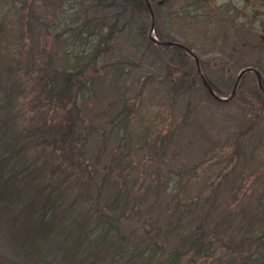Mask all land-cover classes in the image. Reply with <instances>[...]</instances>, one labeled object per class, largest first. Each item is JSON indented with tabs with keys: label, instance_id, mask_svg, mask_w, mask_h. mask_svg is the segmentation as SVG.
I'll list each match as a JSON object with an SVG mask.
<instances>
[{
	"label": "rangeland",
	"instance_id": "obj_1",
	"mask_svg": "<svg viewBox=\"0 0 264 264\" xmlns=\"http://www.w3.org/2000/svg\"><path fill=\"white\" fill-rule=\"evenodd\" d=\"M80 1L0 0V132L4 133V138L9 143L0 151L8 153L9 149L11 151L15 148V142L21 143L22 130L33 129L38 135L41 134L42 128L34 127L36 124L51 118L66 119L67 107L73 108L74 114L78 112L74 101L75 93L82 84V74L68 75L66 79L67 72H64V79L57 82L61 97L52 100L51 103L50 97L53 93L46 81L57 79L60 73L58 71L54 77H50V69L60 70L67 65L66 59L59 56L60 52L69 50L68 53L77 58V52L72 48L74 44L69 43L72 39L66 43L62 41L65 39L64 33L56 35V32L65 28L67 24H73L82 15L84 18L94 15L98 22L102 21L104 30L108 29L105 42L110 43L114 40L112 54L118 59L127 58L132 60L133 64H139L137 70L129 71L125 76L127 81H124L122 75L119 83L114 85V91L119 90L121 86L124 91L128 82L133 83V88L129 89L128 93L132 95H129L131 103L136 107L135 116L131 117L126 130L121 131L123 136L118 145L116 142L119 132L116 127L111 126L117 110H110L103 117L98 114L105 106L104 95L114 99L120 96L119 94L102 91L104 86L100 82L96 85L100 93L91 100L92 110L86 106V110L79 113L84 120L83 127L79 125V131L82 130L83 134L87 135L83 139L86 144L84 149L87 150L88 158L93 156L96 174L100 175L101 172L98 171L107 160V149L112 150L114 147L119 151L116 153L121 155L119 168L128 172L127 184L131 183L133 190L131 198L140 193L142 206L147 208V204L154 200L153 194H146L147 182H157L161 176L162 189H170L173 184L166 173L170 172L169 167H172V171L177 167L181 171L179 178L185 174L182 180L181 199L186 207L190 208L191 202L202 199L201 203L195 204L203 210L207 207L214 208L213 204L207 201L210 194L217 192L215 200L219 201L221 218L223 213L229 218V223L225 226L227 232H231L229 229L233 225L231 229L234 238L237 240L244 238L247 242L245 246L254 244L257 234L264 235V92L258 89L257 84L259 76L264 84V12L261 5L253 6L249 0H149L153 9H157V16L153 14L152 18L148 7V13H145L136 3H133L135 6L130 4L126 8L123 0H106L111 1L112 5L95 13L97 7L90 4L89 0L85 1V6H89L86 8L80 6ZM234 5L240 10L238 16L234 15ZM99 14H103L104 17ZM17 15L24 23H19ZM50 21L51 26L48 25ZM113 23L115 28L122 25L125 28L123 27L120 33L114 28L110 36ZM156 33L167 40L191 45L204 64L207 77L217 84H222L228 79L224 72H230L235 79L241 68L247 65L259 68L260 72L251 69L241 76V82L233 95L234 107L230 104L227 110L220 109L225 117L234 109V125L229 124L230 121L226 118L229 128L234 126L236 131H247V124L250 123V129L242 138L234 136V156L231 164L226 165L221 161V155L231 152V148L219 152L222 149L220 145L211 146L214 139L223 141V136L213 128L217 122L209 123L205 118L206 112H209L210 108L214 109L210 102L195 103L199 108L208 107V111L198 114L196 123L188 119L189 111L185 103L176 100L173 102L164 100L157 110L161 117L154 118L152 113H155L156 107L160 105L155 98L162 90L161 86L147 85L149 87L143 88V94L138 92L139 86L133 80L141 74L140 67L152 68L153 64L156 67L163 53L162 48L145 47L147 42L143 39L144 35L152 34L156 37ZM171 51L169 49V52ZM84 54V51H80L78 56L83 58ZM88 61V68L85 70L87 75L93 73L100 63L98 59L96 64L91 56ZM222 89L223 93H217L219 96L226 98L231 95L229 89ZM197 98L199 92L195 90L193 99ZM246 109L248 120L245 125L241 124V118L242 110ZM89 123L105 125L106 135L96 140L95 135L89 134ZM202 123L205 133H202ZM142 135L143 144L140 139ZM146 137L149 138V143L143 149ZM104 140L106 142L102 143ZM236 141L239 144L237 150ZM218 162L221 163L218 165ZM107 164V167L111 165L110 162ZM117 166L118 163H114L112 167ZM208 167L211 171L216 168L226 171L232 167L234 177L223 178L213 171L211 175L208 173ZM79 173L88 182V192H91L87 172ZM207 177L209 184L212 181L210 185H214L209 192L202 185ZM160 211L162 214L160 218L163 219L166 212L164 209ZM5 236L6 232L0 225V252L6 254L12 251V247ZM212 240L217 245V250L208 264H221L220 260H215L221 251L220 242L218 239ZM19 253L21 252L15 250V255ZM228 255L230 253L224 258L229 259ZM187 259L191 260L189 264H204L195 256L190 255ZM23 260L24 257L19 255L18 261ZM11 261L14 262L13 256Z\"/></svg>",
	"mask_w": 264,
	"mask_h": 264
},
{
	"label": "trees",
	"instance_id": "obj_2",
	"mask_svg": "<svg viewBox=\"0 0 264 264\" xmlns=\"http://www.w3.org/2000/svg\"><path fill=\"white\" fill-rule=\"evenodd\" d=\"M85 1L87 0L79 2L83 8L89 7L85 6ZM89 1L97 7L95 13L112 5L111 1L106 0ZM123 2L126 8L130 4L135 6L133 3H136L140 10L148 13L146 0ZM153 10L157 16V9ZM99 15L104 17L103 14ZM18 21L24 23L21 19ZM51 22L49 26L52 25ZM101 22H98L94 15L86 18L82 15L73 24H67L65 28L56 32V35L61 33L65 35L64 40L57 38L58 40L68 43L69 39H72L69 43L74 44L72 48H75L73 51L77 52V58L72 57L68 53L69 50L59 53L62 59L63 57L66 59L67 65L64 69L49 70L50 77H54V74L60 71L57 79L46 81L53 93L50 103L61 97L57 82L64 79V72H67L66 79L68 75L82 74V84L75 93L74 101L78 112L74 114L73 108L67 107L66 119L51 118L36 124L34 127L42 128L41 134L38 135L33 129L22 130L21 143L15 142V148L11 151L9 149L8 153L0 151V225L12 247L10 253L0 252V264H189L191 260L187 257L190 255L208 264L217 250V245L212 239H218L220 242L221 251L215 260H220L221 264H264V235L257 234L255 243L245 246L247 242L244 238L239 240L234 238L231 229L233 225L229 229L231 232H227L225 226L228 225L229 218L225 213L221 218V207L219 201L215 200L217 192L210 194L207 201L213 204L214 208L207 207L203 210L195 204L201 203L202 199L191 202L190 208L186 207L181 199L182 180L185 174L179 178L181 171L177 167L175 171L169 167L170 172L166 173L173 184L170 189H162L161 176L157 182H147L146 194H153L154 199L147 204V208L142 206L140 193L131 198L133 190L131 183L127 184L128 172L119 168L121 155L116 153L119 151L114 147L112 150L107 149V160L98 171L101 172L100 175L96 174L93 156L88 158L87 150L84 149L86 144L83 139L87 135L83 134L82 130L79 131L84 124L83 116L79 113L86 110V106L92 110L91 100L100 93L96 88L100 82L104 86L102 91L119 94L120 96L114 99L104 95L105 106L98 114L103 117L110 110H117L111 126L116 127L119 132L116 142L118 145L123 136L121 131L126 130L131 117L135 116L136 107L131 103L129 96L131 94L128 93L129 89L133 88V83L124 84V91L123 86L114 91V85L119 83L122 75L124 81H127L125 76L129 71L137 70L139 65L133 64V61L127 58L118 59L112 54L114 40L110 43L105 42L108 29L104 30ZM111 26L110 36L115 23ZM123 27L124 25L117 26L115 28L117 33L122 32L125 28ZM156 38L167 40L159 33H156ZM143 39L147 42L146 48L155 46L163 49L156 67L154 64L152 68L140 67L141 74L135 80L131 79L138 84V92L142 94L145 87L161 86L162 90L155 98L160 105L156 107L152 116L161 117L157 110L164 100L170 102L176 100L185 103L189 111L188 119L196 123L198 114L208 111L207 106L199 108L198 104L203 101L210 102L214 109L210 108L205 118L209 123L217 122L213 128L223 136V141L214 139L211 146L220 145L222 149L219 152L231 148V152L221 155L222 162L226 165L231 164L234 156V136L240 139L250 129V123L247 124V131H236L234 126L229 128V124L234 125V109L226 114L227 117L221 110H227L230 104L234 107V96L229 100H223L211 94L203 83L196 60L185 48L178 45H160L149 35H144ZM183 43L194 50L191 45ZM169 49L172 51L169 52ZM80 51L85 52L83 58L78 56ZM90 56L92 60L95 59L96 64L98 59L100 63L93 73L87 75L85 70L88 68ZM200 63L201 70L216 93H223L222 88L232 92L236 78L234 79L230 72H224L228 77L226 82L217 84L207 77L201 60ZM257 84L258 89L263 92V87L258 82ZM195 90L199 92L197 100L193 99ZM196 102L198 104L195 105ZM150 109L152 112V106ZM242 111L241 124L246 125L247 109ZM226 118L230 121L229 124ZM105 127L103 124L89 123V134L95 135L97 140L106 135ZM201 128L202 133H205L203 123ZM143 138V135L140 136L142 144ZM101 142L105 143L106 140ZM148 143L149 138L146 137L143 149ZM8 145L4 133L0 132V150ZM235 145L237 150L239 145L237 141ZM107 162L111 163L109 167L106 166ZM114 163H118L116 168L112 167ZM220 163L218 162V165ZM90 165L92 168H89ZM80 171L87 172L91 192H88V182ZM212 171L223 178L234 177L232 167L226 171H220L218 168ZM212 171L208 167V173L212 175ZM210 184L208 177L202 183L208 192L214 186ZM160 209L166 212L163 219L160 218L162 215ZM211 225L214 230L211 229ZM13 249L21 253L15 255ZM228 253L229 259H225ZM19 255L25 260L19 262ZM11 256L14 257L15 263L11 261Z\"/></svg>",
	"mask_w": 264,
	"mask_h": 264
},
{
	"label": "water",
	"instance_id": "obj_3",
	"mask_svg": "<svg viewBox=\"0 0 264 264\" xmlns=\"http://www.w3.org/2000/svg\"><path fill=\"white\" fill-rule=\"evenodd\" d=\"M146 3H147V6L151 12V15H152V18H153V14H154V11H153V8L151 6V3L149 0H146ZM153 27H154V19H152V25H151V30L153 31ZM150 37L155 40L156 42H158L159 44H162V45H171V44H174V45H178V46H181L183 48H185L187 50L188 53H190L193 58L196 60V64L198 66V69H199V72H200V76L203 80V83L204 85L207 87V89L209 90V92L211 94H213L216 98H219V99H223V100H226V99H230L233 97V95L235 94L236 92V88H237V85L239 83V80L241 78V76L247 71V70H250L251 67H246L244 69H242L241 71H239L238 73V76L234 82V86H233V90L231 92V95L229 97H222V96H219L216 91L214 90L213 86L209 83V81L207 80V78L204 76V74L202 73L201 69H200V61H199V57L197 56V54L192 50L190 49L187 45L185 44H182L180 42H176V41H171V40H160V39H157L156 37H154L152 34H150ZM259 76V75H258ZM259 83L260 85H262V80H261V77L259 76Z\"/></svg>",
	"mask_w": 264,
	"mask_h": 264
},
{
	"label": "flooded vegetation",
	"instance_id": "obj_4",
	"mask_svg": "<svg viewBox=\"0 0 264 264\" xmlns=\"http://www.w3.org/2000/svg\"><path fill=\"white\" fill-rule=\"evenodd\" d=\"M249 2L251 3V5L255 6L256 5H261V8L264 12V0H255V2L253 3V0H249ZM240 13V10L234 5V15L236 14L237 16L239 15ZM199 16H201V14L199 13L198 14ZM264 26V25H263ZM247 67H251L252 70H255V69H259L257 66L255 67L254 65H247ZM251 70V69H250ZM247 73V72H246ZM262 75V74H261Z\"/></svg>",
	"mask_w": 264,
	"mask_h": 264
}]
</instances>
